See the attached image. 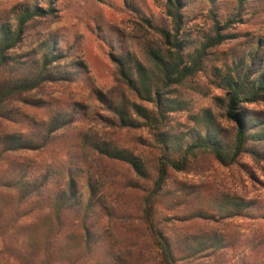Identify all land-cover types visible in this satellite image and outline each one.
I'll return each instance as SVG.
<instances>
[{"label":"trees","instance_id":"16d2710c","mask_svg":"<svg viewBox=\"0 0 264 264\" xmlns=\"http://www.w3.org/2000/svg\"><path fill=\"white\" fill-rule=\"evenodd\" d=\"M158 1L160 22L133 0H123L137 14L135 24L144 38L137 49L118 44L119 39L109 42L117 48L109 53L114 85L93 91L107 113L97 114L101 126L146 127L158 152L152 159L86 132L78 138L80 147L70 144L85 152L78 161L55 166L51 151L76 116L74 107L54 109L47 90L69 83L84 65L67 63L68 54L52 35H42L43 22L55 11L48 1L25 2L0 16V264H142L143 250L137 244L132 249L130 239L126 242L116 230L117 220L131 214L117 200L106 201L92 176L81 175L89 157L125 165L132 174L125 183L131 190L150 183L139 217L154 241V264L220 257L231 246L224 234L207 227L213 215L202 206L171 221L156 202L176 191L194 193L185 183L174 187L170 172L186 171L197 152L211 154L222 166L246 154L264 161V118L247 107L264 101V29L251 41L252 50L213 66L208 81L221 91L212 96L217 110H192L194 102L183 88H191L190 82L206 71L213 50L238 36L230 29L242 22L237 14L248 0H235L227 13L217 0ZM200 14L211 22L196 30ZM32 112L42 115L33 119ZM180 114L185 115L182 123L176 120ZM214 201L215 212L227 218L249 215L254 208L230 194ZM214 264L225 262L215 259Z\"/></svg>","mask_w":264,"mask_h":264},{"label":"rangeland","instance_id":"374dc122","mask_svg":"<svg viewBox=\"0 0 264 264\" xmlns=\"http://www.w3.org/2000/svg\"><path fill=\"white\" fill-rule=\"evenodd\" d=\"M34 0H0V16L10 9L23 3H32ZM55 10L50 20L43 22L40 31L42 35H52L63 53L68 54L66 62L70 60L83 63V71L74 74L69 83L62 84L47 90L53 103V108L60 106L62 111H71L74 107L76 121L71 128L56 141V147L51 151L55 158V166L65 162H77L78 156L83 152L79 148H72L70 144L80 143L78 138L86 132H97L109 137L112 141L131 149L140 150L144 158L152 159L157 155L156 148L152 145V138L146 127L138 129H111L102 127L98 113H104L102 107L95 100L93 91L101 89L107 91L114 85V65L109 53V42L129 44L137 49V42L144 38L145 32L135 24L137 14L128 10L123 0H45ZM139 9L152 16L157 22L162 20V6L158 0H133ZM232 1V3H231ZM44 4L43 1H41ZM221 12L231 10L235 0H217ZM45 5V4H44ZM242 22L235 23L230 32L237 34L235 39L229 40L215 50L207 63L206 71L191 81V88H183L192 98V110L200 107L213 106L212 96L220 94V90L210 84L208 77L213 66L222 62L230 63L233 56L247 53L251 48V41L256 36L263 34L264 29V0H248L244 3L240 13L237 14ZM193 28L196 30L207 28L211 22L206 16H197ZM135 28V29H134ZM117 46V45H116ZM264 55V48L261 50ZM70 65V64H69ZM71 103L72 105L67 106ZM58 104V105H57ZM248 109L264 118V101L249 104ZM38 115V117H37ZM29 114L33 119L39 118L41 113ZM176 120L181 123L185 115H176ZM87 164L81 174L83 178L90 175L97 181L99 190L104 193L106 201H118L121 210L131 215L126 221L117 220V229L127 242V237L133 244H137L144 252L145 260L142 264H154V241L144 228L140 219L139 205L147 194L150 183H140L141 189L131 190L125 185L132 174L122 164L108 160L87 159ZM54 164V163H53ZM170 180H175L174 187L185 183L192 195L170 194L160 199L161 214L167 218H181L190 216L189 210L203 207L206 214L213 215L207 222L209 229H216L230 240L231 246L223 251L220 257L212 256L191 260L187 264H214L215 259L223 260L230 264H260L264 262V161L256 162L247 154L242 155L236 163L230 166L218 164L211 154L197 152L191 158L190 164L184 172H170ZM222 194H230L243 198L254 204L249 215L236 218H227L215 212L214 199L220 200ZM166 197V198H165ZM212 202V203H211ZM172 221V220H171ZM133 241V242H132ZM209 258V259H208Z\"/></svg>","mask_w":264,"mask_h":264}]
</instances>
